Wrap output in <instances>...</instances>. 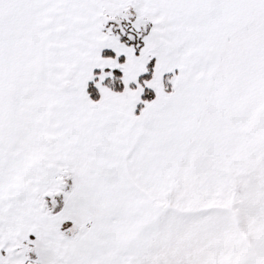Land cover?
Wrapping results in <instances>:
<instances>
[{"label":"snow or ice","instance_id":"6c2138e0","mask_svg":"<svg viewBox=\"0 0 264 264\" xmlns=\"http://www.w3.org/2000/svg\"><path fill=\"white\" fill-rule=\"evenodd\" d=\"M0 264H264V0H0Z\"/></svg>","mask_w":264,"mask_h":264}]
</instances>
